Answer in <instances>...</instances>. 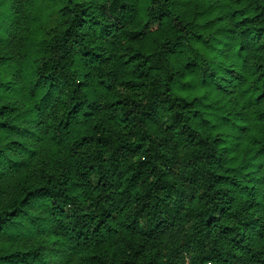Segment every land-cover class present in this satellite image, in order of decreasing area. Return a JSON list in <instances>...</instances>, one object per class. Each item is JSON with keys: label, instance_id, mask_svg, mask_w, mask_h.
<instances>
[{"label": "trees", "instance_id": "16d2710c", "mask_svg": "<svg viewBox=\"0 0 264 264\" xmlns=\"http://www.w3.org/2000/svg\"><path fill=\"white\" fill-rule=\"evenodd\" d=\"M0 264H264V0H0Z\"/></svg>", "mask_w": 264, "mask_h": 264}, {"label": "rangeland", "instance_id": "374dc122", "mask_svg": "<svg viewBox=\"0 0 264 264\" xmlns=\"http://www.w3.org/2000/svg\"><path fill=\"white\" fill-rule=\"evenodd\" d=\"M184 92L188 95L192 96L198 92L199 85L196 81H194L191 77H188L184 83Z\"/></svg>", "mask_w": 264, "mask_h": 264}]
</instances>
